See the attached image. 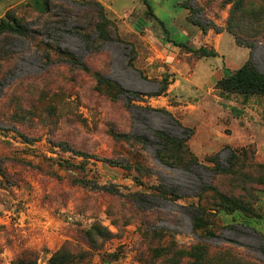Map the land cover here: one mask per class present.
<instances>
[{
  "label": "rangeland",
  "instance_id": "374dc122",
  "mask_svg": "<svg viewBox=\"0 0 264 264\" xmlns=\"http://www.w3.org/2000/svg\"><path fill=\"white\" fill-rule=\"evenodd\" d=\"M85 1L47 0L42 13L0 0V18L29 24L28 37L0 36V264H264V97L215 88L249 57L264 74V0H148L169 35L142 0H94L113 21L106 42ZM180 4L220 32L202 34ZM96 73L139 100L111 99ZM163 77L168 90L150 97ZM155 131H192L189 170L156 157ZM218 192L248 211L218 208Z\"/></svg>",
  "mask_w": 264,
  "mask_h": 264
},
{
  "label": "trees",
  "instance_id": "16d2710c",
  "mask_svg": "<svg viewBox=\"0 0 264 264\" xmlns=\"http://www.w3.org/2000/svg\"><path fill=\"white\" fill-rule=\"evenodd\" d=\"M142 1L147 8V12L152 17H154L158 21V23L163 27L165 34L169 35L168 30L165 28L164 24L160 20H158L152 13L148 0H142ZM186 1L187 0L183 2H186ZM33 3L36 9L42 13H45L48 9L47 0H33ZM82 4L83 6L96 7V11L95 10L93 11V16H90V20L92 22L89 23L91 34L92 33L95 34L94 40L101 41V42L109 41L110 36H109L108 29L109 27H112L114 25H113V21L108 17L107 11H105L104 7L100 3L94 0L85 1V2H82ZM180 6L183 9L190 11L189 19L191 20L193 25H196L199 27L202 34H206L208 30L210 29V27L215 32L217 33L220 32V30L216 28L215 25L210 26L209 22L207 24H204V23L195 21L194 17L196 14H198V11L191 10L192 8H190L189 5L180 4ZM28 25H29L28 23H25L24 21L17 18L14 14L8 12L4 16V18H0V36L28 37L29 35ZM73 31L74 33L78 34L80 37L83 38L80 28H75ZM228 32L233 35L235 39V43L237 45L253 49L254 47L253 43L251 44L242 43L239 40V37L237 36V34L232 32L231 29H229V26H228ZM117 40L120 41V39L118 38ZM187 40L173 42L168 37L169 42H173L174 45L178 46L179 48L185 49L187 53H191L200 59L201 58H204V59L205 58H215L218 56V53L214 51L213 49L207 50L205 47H202V46L199 48L188 47L187 45H185V42H187ZM57 52L59 53L61 62L72 64L73 66H77L84 71L86 70L85 65L79 62L73 55L60 52V51H57ZM129 64L131 65V63ZM139 74L141 75L140 72ZM95 78L97 80V84H96L97 87L101 88L103 92L113 100H123V101L125 100L129 102L132 100H139L140 98L139 94L134 93V92L124 91L117 84L110 82L108 80H105L98 73L95 74ZM158 84L160 86L159 91L155 95H151L150 97L160 96L168 90L167 85H169V82L166 77H163L161 81L158 82ZM215 88L220 92L222 97H227L229 95H240L244 97H248L251 95L264 96V74H262L256 69L255 65L252 62L251 57H249L248 60L242 66H240L233 72L227 74L226 76L220 78L216 82ZM125 101H124V104H127ZM165 113L169 114L167 112ZM191 133L192 131H189V134L186 137V139H177L175 137L169 136L165 132L155 131L154 136L158 140V143L160 146V150L157 151L156 157L164 164H168L171 166H177V167L189 170L194 156L191 152H189L186 142H187V138L191 135ZM123 136L127 138L126 135H123ZM140 141L143 142L145 140L141 138ZM183 154H186L187 156L183 158ZM230 157H232V152L230 154ZM212 162L215 166L214 167L215 170H217L216 168H218V165H217L216 160L214 159ZM221 173L222 171L216 172V174H221ZM160 194L161 196L166 197L167 196L166 194L168 193L166 191H160ZM217 196L221 198L223 202V203H220L219 206H217L218 208L221 207L222 209H227V210L228 209L229 210L241 209L244 211H248L247 207H245L244 205L241 206V203L239 202L238 199L230 198L229 196H225L219 192L217 193ZM196 210H197V213H199V215L194 219V224H195V228L199 229L203 225L205 227L206 224L208 225V223L202 217L203 210L201 208L196 209ZM249 218H253V217H249ZM210 234L212 235L213 233H210ZM196 251H197V255H195ZM196 251L195 253H192V252L189 253V256L194 257L195 262L197 259L201 260V258L203 259L204 257V251L202 249L196 250ZM157 252H159V250ZM179 252L180 251H178V253ZM262 253H264V250H262Z\"/></svg>",
  "mask_w": 264,
  "mask_h": 264
},
{
  "label": "crops",
  "instance_id": "0c3cea01",
  "mask_svg": "<svg viewBox=\"0 0 264 264\" xmlns=\"http://www.w3.org/2000/svg\"><path fill=\"white\" fill-rule=\"evenodd\" d=\"M232 72H233V71H232ZM229 73H231V72H228L227 74H229ZM227 74H226V75H227ZM239 96H240V95H239ZM251 96H254V95H251ZM241 97L244 98V96H241ZM262 97H264V96H262ZM246 98H247V97H246Z\"/></svg>",
  "mask_w": 264,
  "mask_h": 264
}]
</instances>
